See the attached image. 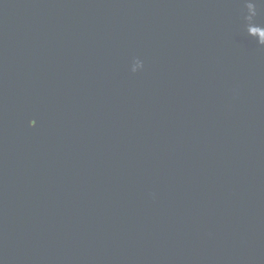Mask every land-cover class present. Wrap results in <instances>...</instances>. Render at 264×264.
<instances>
[{
  "label": "water",
  "instance_id": "95a60500",
  "mask_svg": "<svg viewBox=\"0 0 264 264\" xmlns=\"http://www.w3.org/2000/svg\"><path fill=\"white\" fill-rule=\"evenodd\" d=\"M0 264H264V0H0Z\"/></svg>",
  "mask_w": 264,
  "mask_h": 264
}]
</instances>
